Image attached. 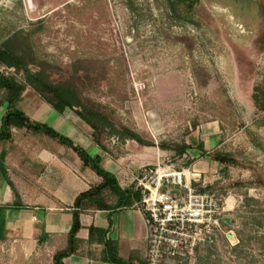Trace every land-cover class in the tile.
Wrapping results in <instances>:
<instances>
[{
    "label": "rangeland",
    "instance_id": "obj_1",
    "mask_svg": "<svg viewBox=\"0 0 264 264\" xmlns=\"http://www.w3.org/2000/svg\"><path fill=\"white\" fill-rule=\"evenodd\" d=\"M176 9L164 0H0V43L30 32L34 55L57 79L84 61L85 95L155 142L156 164L135 178L150 170L149 183L163 176L173 221L149 241L147 264L152 245L157 264H264V114L252 98L264 83L257 0ZM182 142L192 148L181 157L158 146ZM223 152L240 165L225 169L215 159ZM180 172L182 181L173 175ZM35 246L0 241V264H53Z\"/></svg>",
    "mask_w": 264,
    "mask_h": 264
},
{
    "label": "crops",
    "instance_id": "obj_2",
    "mask_svg": "<svg viewBox=\"0 0 264 264\" xmlns=\"http://www.w3.org/2000/svg\"><path fill=\"white\" fill-rule=\"evenodd\" d=\"M18 107L32 120L63 132L91 156H100L102 166L117 177L122 188L139 187L135 172L157 162L156 147L132 139L113 136L111 146L102 148L93 140L92 128L74 110L56 111L31 88ZM6 111V106L0 107V128ZM117 147L124 150L122 156L115 155ZM0 156V205L21 203L7 210L6 240L34 244L53 258L55 251L68 246L78 212L82 224L78 246L64 257V264H147L150 230L141 201L116 206L117 197L106 191L109 207L90 202L75 205L79 194L103 178L84 166L74 149L44 133L14 128L10 139L0 141ZM121 171L131 179L125 181Z\"/></svg>",
    "mask_w": 264,
    "mask_h": 264
},
{
    "label": "trees",
    "instance_id": "obj_3",
    "mask_svg": "<svg viewBox=\"0 0 264 264\" xmlns=\"http://www.w3.org/2000/svg\"><path fill=\"white\" fill-rule=\"evenodd\" d=\"M164 1L176 12V8L184 6V9L188 13H191L199 0ZM257 7L263 20L262 47H264V0H257ZM131 8L134 11L137 10L133 5ZM30 36V32L17 30L0 43V67L16 68V72L9 75L0 72V107H7V111L2 118L0 141L10 139L14 128H25L35 133H44L60 144L74 149L80 156L83 165L90 167L103 178L99 184L77 196L75 200L76 206L81 207L86 202H90L100 207H109L110 205L105 201L104 197L106 191H110V194L117 197L116 206L132 205L135 202H140L142 199L140 188L135 185L130 188H122L117 177L102 166L100 156H91L82 147L75 145L70 137L60 133L48 124L32 120L18 107L26 89L31 88L56 111L63 113L66 109L74 110L92 128L93 140L104 149H108L109 146V143L105 142V140L111 139L113 136H117L123 141L132 139L143 146L156 145L155 142L146 139L136 130L123 124L118 125L111 112L104 105L85 95L81 85L91 80V76L89 68L84 61H76L73 64L75 72L71 75L59 79L54 78L52 70H50V64L38 60L34 55L30 45ZM31 65L38 66V68L33 70ZM252 98L257 111L264 114V83L254 86ZM158 146L171 151L175 157L183 156L192 148L186 142L172 144L159 143ZM199 147L201 153L206 154L204 144L200 143ZM215 159L224 165L225 169H228L230 166L240 165V161L234 155L227 152L216 154ZM235 184H238V182H235ZM210 188L211 186H207L202 191H207ZM223 191L224 193L227 192L224 189ZM20 205L21 203L19 202L0 205V241L6 240L7 238L5 234L7 210L12 206ZM222 221L229 224V221L225 218ZM81 227L80 214L75 212L73 225L69 234L68 246L54 252L52 258L53 264H64V257L76 252L78 246L77 234ZM116 260L123 261L122 259Z\"/></svg>",
    "mask_w": 264,
    "mask_h": 264
},
{
    "label": "built area",
    "instance_id": "obj_4",
    "mask_svg": "<svg viewBox=\"0 0 264 264\" xmlns=\"http://www.w3.org/2000/svg\"><path fill=\"white\" fill-rule=\"evenodd\" d=\"M0 72L4 73L5 75H9L11 73L16 72L15 67H0ZM153 170H150L149 173L142 172L138 175L135 180L141 190V204L145 212L147 213V221L149 225V241H156L152 238L156 236V233L160 230H164L163 225L167 222L173 221L172 215H165L166 211H171L173 207V203L170 200V197L167 195L165 197L164 193H161L160 188L163 184V176L160 175L157 180L152 181L149 183V180L145 181L148 175ZM174 176L178 177L182 181L184 172L174 173ZM160 249L159 245H152L150 249V258L149 264H157L158 263V256Z\"/></svg>",
    "mask_w": 264,
    "mask_h": 264
}]
</instances>
